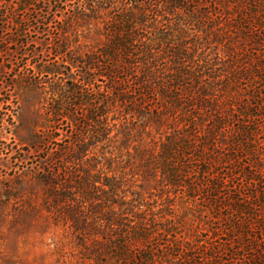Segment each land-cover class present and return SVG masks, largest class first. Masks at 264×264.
Wrapping results in <instances>:
<instances>
[{
	"label": "trees",
	"instance_id": "1",
	"mask_svg": "<svg viewBox=\"0 0 264 264\" xmlns=\"http://www.w3.org/2000/svg\"><path fill=\"white\" fill-rule=\"evenodd\" d=\"M186 7L193 15L204 7V19L225 9V36L234 34L238 43L226 48L220 74L186 65L188 50L174 52V36L159 26L163 12ZM216 16L221 32L224 18ZM107 31L103 48L86 55L71 49V123H79V133L55 159L57 172L44 179L84 255L94 264H179L183 257L196 261L191 252L203 249L199 264H264V0H141L115 9ZM59 69L48 74L59 76ZM92 93H104L102 103ZM78 108L88 110L83 121ZM119 109L173 120L174 134L152 169L193 202L206 198L223 223L221 235L189 248L175 219L160 224L125 209L110 179L92 173L89 143L109 138V116Z\"/></svg>",
	"mask_w": 264,
	"mask_h": 264
},
{
	"label": "rangeland",
	"instance_id": "2",
	"mask_svg": "<svg viewBox=\"0 0 264 264\" xmlns=\"http://www.w3.org/2000/svg\"><path fill=\"white\" fill-rule=\"evenodd\" d=\"M109 1L0 0V264H94L84 255L64 211L57 212L44 181L49 172H57L55 159L79 133V123H71V49L86 55L103 48L115 9L135 7L141 0ZM88 5L94 10L88 11ZM203 9L194 15L190 7L175 15L163 12L157 20L174 36V52L188 50L186 65H207L220 74L227 67L226 48L238 40L234 34L225 36V9L211 10L210 19H204ZM216 15L224 18L221 32ZM56 67L61 75L48 74ZM89 95L100 103L104 99V93ZM85 111L76 109L79 121ZM109 125L107 140L89 143L88 164L102 182L107 178L115 185L125 209L160 224L175 219L189 248L222 234L223 223L215 219L206 198L193 202L167 187L152 169L153 158L174 134L172 119L131 116L119 109L110 114ZM82 132L88 137L86 128ZM246 164L257 166L252 159ZM204 253L191 252L197 260L183 257L179 264H199Z\"/></svg>",
	"mask_w": 264,
	"mask_h": 264
}]
</instances>
